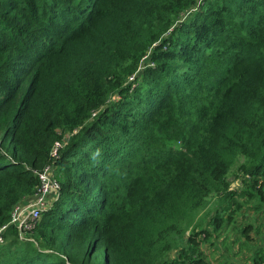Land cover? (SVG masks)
Wrapping results in <instances>:
<instances>
[{"label":"trees","instance_id":"1","mask_svg":"<svg viewBox=\"0 0 264 264\" xmlns=\"http://www.w3.org/2000/svg\"><path fill=\"white\" fill-rule=\"evenodd\" d=\"M46 166L59 195L22 240ZM213 196L214 233L264 212V0H0V264H208Z\"/></svg>","mask_w":264,"mask_h":264},{"label":"rangeland","instance_id":"2","mask_svg":"<svg viewBox=\"0 0 264 264\" xmlns=\"http://www.w3.org/2000/svg\"><path fill=\"white\" fill-rule=\"evenodd\" d=\"M147 63L148 60H145V64ZM227 179L231 191H239L243 188L241 182L243 176L237 172L236 166L231 169ZM218 199L217 196L211 197L207 206L199 213L201 227L208 229L212 234L201 245L203 257L208 264H250L251 252L257 245V239H254L256 238L255 227L259 226L261 234L264 233V212L253 210V203L249 202L247 205H243L239 211H236L232 219H227V222L223 223L220 232L214 233L212 232V228L208 226V222L218 206ZM239 201L243 202L244 199H240ZM244 228L247 229L245 234L242 233V229ZM205 248L209 249V251L211 250L213 256L210 254L207 257Z\"/></svg>","mask_w":264,"mask_h":264},{"label":"built area","instance_id":"3","mask_svg":"<svg viewBox=\"0 0 264 264\" xmlns=\"http://www.w3.org/2000/svg\"><path fill=\"white\" fill-rule=\"evenodd\" d=\"M133 78H129L131 81ZM63 144L56 142L51 150L52 158L57 157L58 150ZM39 181L38 187L33 195L16 204L11 212V219L8 225H14L19 233L20 239L32 241L28 236L37 225L41 214L46 211L51 202L59 195V183L55 178V168L46 166L42 171L37 172ZM7 225L0 226V245L3 243V233Z\"/></svg>","mask_w":264,"mask_h":264},{"label":"crops","instance_id":"4","mask_svg":"<svg viewBox=\"0 0 264 264\" xmlns=\"http://www.w3.org/2000/svg\"><path fill=\"white\" fill-rule=\"evenodd\" d=\"M203 244V243H202ZM255 249V248H254ZM201 250H202V248H201ZM252 254H251V257L253 256V253H254V250L251 252ZM205 254H207V257H209L210 256V254L213 256V253L211 252V250L209 251V249H207V248H205ZM217 255H220V254H217ZM250 257V258H251ZM249 262H250V260H249ZM210 264V263H209Z\"/></svg>","mask_w":264,"mask_h":264}]
</instances>
